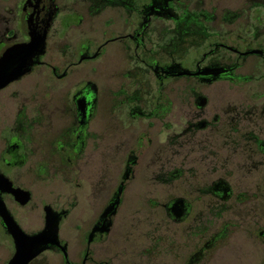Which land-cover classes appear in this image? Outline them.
Instances as JSON below:
<instances>
[{"label": "flooded vegetation", "instance_id": "1", "mask_svg": "<svg viewBox=\"0 0 264 264\" xmlns=\"http://www.w3.org/2000/svg\"><path fill=\"white\" fill-rule=\"evenodd\" d=\"M16 9L23 40L8 29L0 47L27 42L42 24L47 32L43 54L24 76L39 78L0 91L7 93L0 98V201L27 235L43 230L46 207L59 215V229L75 214L76 230L85 232L76 262L58 230L66 255L47 248L29 264L49 253L61 264H97L90 248L108 243L115 221L128 219L119 213L127 194L154 195L158 212L155 245L130 260L142 263L153 251L146 261L178 263L170 252L183 248L181 264H197L234 229L250 232L239 238L257 257L250 264H264V0H19ZM163 131H171L164 142ZM100 150L109 154L104 173L95 166ZM25 165L33 191L20 182ZM143 180L158 191L132 193ZM58 185H67L69 203ZM9 189L27 192L28 203L18 204ZM34 215L38 229L28 233ZM212 225L219 235L211 237ZM178 226L187 233L176 243L169 231ZM0 235L13 251L7 264L15 248L1 218Z\"/></svg>", "mask_w": 264, "mask_h": 264}, {"label": "rangeland", "instance_id": "2", "mask_svg": "<svg viewBox=\"0 0 264 264\" xmlns=\"http://www.w3.org/2000/svg\"><path fill=\"white\" fill-rule=\"evenodd\" d=\"M60 1V0H59ZM19 0H0V40L2 36H6V31L14 30L16 39L15 41H22L23 37L20 34L18 30V24L16 17V5L18 4ZM63 2L59 3V6H61ZM11 34V33H10ZM6 36L7 38L11 35ZM12 39V38H11ZM50 45L54 46L55 43H57L56 38H51ZM51 46L49 48L51 49ZM58 52V50L56 51ZM35 76L38 77L37 73H34ZM29 76L19 79L18 84H15L13 88L17 89L18 87L22 86H30V81L35 79V76ZM39 78V77H38ZM13 84V83H12ZM14 89V90H15ZM168 88L166 90V94L169 93ZM18 90V89H17ZM7 93L2 92L0 93V98L4 97ZM106 118V117H105ZM9 122V121H8ZM6 125L4 123L2 115L0 117V129L3 128ZM105 129V128H104ZM171 131H163L162 133V142L165 141V137L170 134ZM124 151L119 150L115 152V160L116 164L114 166V184L113 187L115 188L118 181L117 177L119 178L121 172H122V159H123ZM96 168L99 169L100 172L104 173L109 170L110 163H109V154H105L102 150L98 152L96 155ZM28 170H31V167L29 165H25V167L21 168L18 173L21 176V181L23 182V185L27 187L28 189H31L33 191V187H31L32 184L28 183L27 176L29 178L30 175H26V172ZM210 171L213 172L214 169L210 168ZM227 174L232 172L234 175V168L229 167L225 170ZM144 182L141 183V189L138 190H131L126 189V192L130 193V190L133 192H157L158 189L157 186L150 182L149 180H143ZM52 183V188H56L57 184ZM175 183L174 185H176ZM59 186V185H58ZM65 190L66 191V199L65 202H70V190L68 191L67 185L59 186L58 189ZM101 189H105L107 191V188L101 184H99L98 191L101 192ZM104 191V192H105ZM181 192V188L179 187L178 192ZM34 193L37 194V190H34ZM128 195V194H127ZM124 196V204L120 209V214H127L128 219L126 221H115L114 226L112 228V231L109 235V240L107 241L104 246L103 245H95L92 246L90 249L94 252V255L97 256V264H154V262H148L146 261V258L148 260H153L154 258V252L150 251L148 253H145L146 256L142 257V263L135 262L136 260L139 262V259L136 258L130 260L128 257L132 256H139L142 254V252L145 249H152V246L155 245L156 237L158 235L157 230V221H158V215L156 211V205H155V198L154 195L147 196L144 199H140L138 195L130 194L127 196ZM129 197L133 200H128ZM158 201V200H157ZM192 201V200H191ZM63 204V202H62ZM80 210H84V206H82L81 209L78 210L79 215L81 214ZM78 215V218H79ZM228 217V215H227ZM77 216L74 214L73 217H70L67 221H65L62 226L59 229V238L61 241L68 243V258L72 262H76L78 258V251L80 247L81 241H83V237L85 235V232L82 231V229H79L80 231L76 230L75 223H76ZM229 218V217H228ZM37 215L32 216V224L29 226V229H25L26 232H34L36 229H38L37 225L38 222ZM219 222L212 221V224H218ZM183 227V228H182ZM164 232V237L170 235L169 232L173 234V239L177 242L182 241L183 238L187 233V229L184 228V226H178V227H170V231ZM220 232L217 231L216 226L212 225V228L210 230L211 237H214L216 235H219ZM240 234L243 236L250 235V232H247V234H243L240 232H235L234 229H230L226 232L224 237H221L220 240H217L215 244L213 245L212 249L207 253V256L204 258V260L200 261L197 264H250V262H256L257 257L249 258L251 254L245 253L246 251L249 252V248L244 244V242L239 239ZM165 237V238H166ZM111 240V241H110ZM246 240V239H245ZM256 251L254 253L258 254L259 257L263 256L262 253V246L255 247ZM189 248H187L186 253L188 254ZM13 251L9 249L7 245V239L0 235V264H5L11 257ZM171 256L178 257L182 261L185 260V253L183 248L182 249H173V252H170ZM260 259V258H259ZM167 262H162V264H175L176 262L172 261V259H167ZM176 264H181V261ZM35 264H61V257L58 255H55L53 253H49L45 255L44 260L39 259ZM96 264V263H94Z\"/></svg>", "mask_w": 264, "mask_h": 264}, {"label": "water", "instance_id": "3", "mask_svg": "<svg viewBox=\"0 0 264 264\" xmlns=\"http://www.w3.org/2000/svg\"><path fill=\"white\" fill-rule=\"evenodd\" d=\"M46 24L33 28L29 40L25 43L0 47V91L30 72L36 64L35 59L41 56L45 48ZM10 194L20 205L29 201V194L19 189H9ZM113 208V206H112ZM109 212V211H108ZM45 225L41 232L27 235L16 225L0 201V218L6 226L14 243V256L7 264H29L47 248H57L66 255L65 247L58 239L59 215L46 207ZM104 226L101 232H106ZM95 232V229L92 233Z\"/></svg>", "mask_w": 264, "mask_h": 264}]
</instances>
